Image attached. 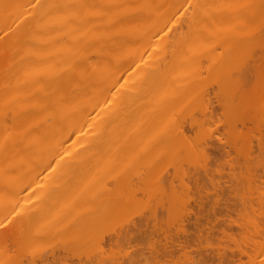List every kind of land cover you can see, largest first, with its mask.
<instances>
[{"label":"bare ground","instance_id":"1","mask_svg":"<svg viewBox=\"0 0 264 264\" xmlns=\"http://www.w3.org/2000/svg\"><path fill=\"white\" fill-rule=\"evenodd\" d=\"M217 109L226 124L247 120L213 142ZM210 149L230 161L232 199L193 200L206 179L183 182L190 170L208 176ZM260 170L264 0H0V264H49L52 240L60 264L99 257L105 243L126 248L145 233L149 191L178 221L174 249L200 244L204 227L233 237L199 218L209 205L242 207L252 247L215 261L264 264ZM123 215L138 221L105 227Z\"/></svg>","mask_w":264,"mask_h":264},{"label":"rangeland","instance_id":"2","mask_svg":"<svg viewBox=\"0 0 264 264\" xmlns=\"http://www.w3.org/2000/svg\"><path fill=\"white\" fill-rule=\"evenodd\" d=\"M180 25V26H179ZM179 25H174L175 29H179L181 27L180 32L183 33L185 31L184 21H181ZM174 32V30H173ZM203 77H205V74H203ZM215 88V87H214ZM213 97V104H217L216 98L212 94ZM182 101V100H181ZM217 120H221L222 122H219ZM247 120V114L242 113L237 116H232V119L229 121L228 124H226L224 117L221 115V111L219 109L216 110L215 116L212 118V122H210V125L207 126V133L209 132V138L211 141L215 142L218 137H222L227 132L228 125L231 123H237V125L240 127L241 123L245 122ZM191 137H200L197 130L193 129L190 132ZM211 136V138H210ZM211 155H210V161L208 162L209 167V174L206 177V174L202 171H187L188 173L183 177V182L190 184L195 181L196 178H205V187H203L201 190L198 189H192L193 194V200L202 197L207 198L212 201H215L217 198L223 199L222 201H225V199H232L233 194H231L230 190L232 189V181H231V173L229 163L230 161H224L218 151L215 149H210ZM229 160V158L227 159ZM262 171H258V182L257 185L261 187L264 177H262ZM182 182V178L180 177H169L164 178V184L165 186L172 185L173 187L180 185ZM143 198L144 202V216L142 218V231H145L143 235L136 234L135 237L130 241V245L126 246V248H120L117 246H114L112 244L105 243L104 246H102L103 254H99L96 258L92 259H86V256L84 254H74L71 259H67L63 264H203L204 261L202 259L206 257V260L204 264H223L220 263L219 260L215 261V258H217V255L220 253H225L224 256H226V259H229V255L231 256L241 255L240 253L242 251H249L252 247V241H251V235L243 229L244 224L246 222L245 220V210L240 207L239 209H236L235 207H231L230 211L225 210V206H223V203H220L218 206L209 205L212 209L208 210L209 206H207V209L205 207L204 211L201 212L202 217L199 218L198 216L200 213L197 214L199 209L192 210L193 214L190 217V221H185L187 223V232L189 235L194 232L195 226L194 224L199 221H197V217L202 220L203 222L206 221V219L210 216V220H212L214 225L217 227V229H222L224 227L226 232H229L230 234H234L233 237H225L221 238L222 234L219 235H212L210 233L211 231H208L206 227H204L205 232L204 235H208L206 237L207 239L201 240L200 244L198 241V237H195L196 241L189 242V245H186L187 247H184V249H178L176 246V250L173 248V238H176L175 234V227L178 226L177 222L175 221L174 217L171 216L168 212V209L163 207L160 203V197L157 195L155 196L153 191L146 192L144 196H141ZM216 198V199H215ZM127 199H123L121 201V204H126ZM213 202H211L212 204ZM193 208L194 205L190 203ZM243 209V210H242ZM213 212V213H212ZM206 214L204 216V214ZM196 215V219L193 217ZM214 215V216H213ZM214 217V218H213ZM133 220L135 222L138 221V217H134V215H123L122 217L116 218L114 220L109 221L105 227L108 229L116 228L120 223H123L125 221ZM245 221V222H244ZM264 221V219H261V222ZM244 222V223H243ZM191 223V224H188ZM264 223V222H263ZM184 224V223H183ZM191 225V226H190ZM240 225V227L238 226ZM185 226V224H184ZM192 227V229L190 230ZM228 226V229H227ZM179 228V227H177ZM185 229V228H184ZM185 229V230H186ZM189 229V231H188ZM229 229H231L229 231ZM228 230V231H227ZM208 234H206L207 232ZM216 231V228H215ZM214 231V232H215ZM202 233H198L199 235ZM228 233V234H229ZM193 234V233H192ZM197 234V235H198ZM211 234V235H209ZM214 236L212 238L208 237ZM224 237V236H223ZM217 238V239H216ZM180 240L179 243L183 240L186 241L184 238V235L181 234L179 236ZM211 239V240H209ZM19 241V240H18ZM53 242L50 243V245L47 248L45 257L47 256L49 258V264H60L57 261H54L51 252L54 248L57 247L58 243L55 240H52ZM175 241V240H174ZM209 243H208V242ZM197 242V243H195ZM202 242H206L201 245ZM22 243H25L23 241ZM178 243V242H176ZM208 243V244H207ZM16 244V243H15ZM197 244L199 246H197ZM27 245V244H25ZM24 245V246H25ZM139 247H135V246ZM201 245V246H200ZM133 246V247H132ZM179 247V246H178ZM228 255V257H227ZM208 258V259H207ZM235 258V260H236ZM243 261L247 260L246 255H242ZM209 260V261H208ZM227 261V260H226ZM225 261V262H226ZM242 261V262H243ZM244 261V262H245ZM224 262V264H225ZM242 262H240L242 264ZM239 264V262H236V264ZM23 264H28V262H24ZM226 264H228L226 262ZM230 264V263H229Z\"/></svg>","mask_w":264,"mask_h":264}]
</instances>
